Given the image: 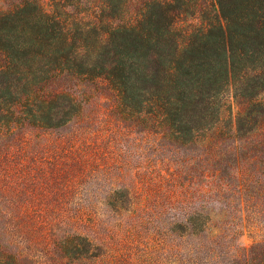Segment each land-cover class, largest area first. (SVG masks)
Instances as JSON below:
<instances>
[{"label":"rangeland","instance_id":"374dc122","mask_svg":"<svg viewBox=\"0 0 264 264\" xmlns=\"http://www.w3.org/2000/svg\"><path fill=\"white\" fill-rule=\"evenodd\" d=\"M26 1L51 11L64 6L87 23L100 18L104 3L0 0V14L15 12ZM66 89L80 102L79 117L59 129L26 126L0 136L3 255L19 264H182L177 246L191 241L169 234L156 249L153 230L166 232L171 222L204 208L219 236L213 260L204 264H244V256L260 257L264 123L249 135L214 139L211 150L203 142L176 146L142 130L136 109L121 103L107 81L80 76ZM231 100L236 101L234 93ZM241 109L236 104L234 117L226 114L219 129L234 133L230 119ZM224 154L231 161L222 160ZM73 236L97 245L99 258L75 260Z\"/></svg>","mask_w":264,"mask_h":264},{"label":"trees","instance_id":"16d2710c","mask_svg":"<svg viewBox=\"0 0 264 264\" xmlns=\"http://www.w3.org/2000/svg\"><path fill=\"white\" fill-rule=\"evenodd\" d=\"M103 2L100 18L90 23L64 6L51 11L36 1L0 14V136L26 126L59 129L79 117L80 102L66 87L80 76L107 81L121 103L136 109L142 130L176 146L203 142L211 150L214 139L260 129L264 0ZM235 103L242 109L230 119L234 133L223 132ZM213 221L201 208L166 232L155 228V248L171 234L191 241L177 246L182 264L211 263L219 238ZM70 248L79 261L100 255L81 236L72 237ZM243 262L264 264V252ZM0 264L19 263L0 252Z\"/></svg>","mask_w":264,"mask_h":264}]
</instances>
